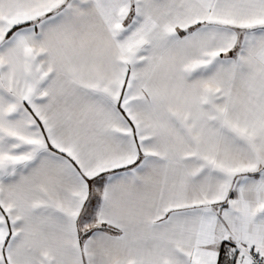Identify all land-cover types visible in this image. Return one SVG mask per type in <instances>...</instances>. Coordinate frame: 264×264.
<instances>
[{"label":"snow or ice","instance_id":"1","mask_svg":"<svg viewBox=\"0 0 264 264\" xmlns=\"http://www.w3.org/2000/svg\"><path fill=\"white\" fill-rule=\"evenodd\" d=\"M0 264H264V0H0Z\"/></svg>","mask_w":264,"mask_h":264}]
</instances>
